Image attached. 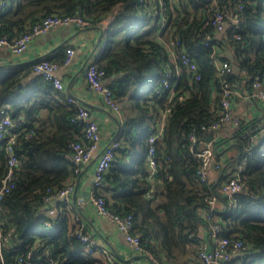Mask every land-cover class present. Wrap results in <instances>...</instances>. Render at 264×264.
Wrapping results in <instances>:
<instances>
[{"label":"trees","instance_id":"16d2710c","mask_svg":"<svg viewBox=\"0 0 264 264\" xmlns=\"http://www.w3.org/2000/svg\"><path fill=\"white\" fill-rule=\"evenodd\" d=\"M158 9L152 0H12L0 12V37L13 41L50 14H80L98 27L113 16L108 45L96 60L125 113L122 147L103 184L109 208L133 217V234L140 236L142 252L161 264H202L197 234L201 226L210 225L207 199L217 195L224 203L215 211L224 225L221 234H241L250 244L248 252L234 257L231 264H264V138L255 144L251 134L261 119H241L231 135L214 137L219 167H212L215 174L204 182L189 138L192 130L206 136L201 126L217 116L223 78L250 94L255 75L264 80V0H173L163 31ZM216 10L227 16L221 32L206 24ZM236 13L238 23L232 20ZM209 33L214 37L207 45ZM172 40L179 41L176 47L186 48L197 62L200 79L189 74L179 58L177 76L166 48ZM59 50L54 57L20 66L33 70L42 59L63 64L67 54L62 47ZM217 60L232 66L223 78L217 74ZM167 66L173 71L175 89L186 95L182 101L174 97L169 103L167 92H158ZM21 74L17 68L0 70V106L9 105L11 117L23 118L26 127L16 143L20 164L15 187L4 197L1 211L2 219L15 227L11 241L3 246L5 264H19L18 257L29 248L34 249L35 264H98L84 252L82 228L71 229L66 214L51 219L54 228H50L44 224L49 218L41 212L45 197L58 194L74 177L72 142L83 138L85 122L75 117L79 108L68 100L67 91L42 76L29 89L31 95L25 96ZM170 105L164 134L155 142L157 169L151 176L148 136ZM29 131L32 135L27 137ZM7 162L8 154L0 147V180ZM240 166L245 188L231 203L221 189Z\"/></svg>","mask_w":264,"mask_h":264},{"label":"built area","instance_id":"2783aa9c","mask_svg":"<svg viewBox=\"0 0 264 264\" xmlns=\"http://www.w3.org/2000/svg\"><path fill=\"white\" fill-rule=\"evenodd\" d=\"M158 6V10L161 12L160 28L163 31L166 28V23L169 18V9L172 7L173 0H152ZM215 2V0H213ZM5 0H0V12H2L6 6ZM242 6H239V10ZM226 13L222 10H216L213 18L206 21V24L211 25L216 32H221L227 25ZM113 16H109L101 22V25L107 26L111 23ZM234 22H240L238 14L233 15ZM74 24L81 28L91 26V21L80 14H50L45 16L41 21L31 26L30 30L22 33L19 37L13 41L7 37H0V46H8L13 52L17 54L23 53L29 46V43L36 39L37 36L47 33L50 29L58 27L60 25ZM213 34L209 33L206 36V44H210V40L213 38ZM180 45V42H174L166 44L168 58L171 63L176 65V74L179 76L178 58L180 64L185 66L189 74H193L195 79H200L201 74L198 70L197 62L188 53V50L184 47H176ZM66 58L63 64H60L54 60L42 59L33 64V70L39 73L42 78L50 82L55 88L62 91H67L68 100L78 105V112L76 118L82 119L85 122L84 136L78 141L72 142L73 153L72 168L74 174L82 172L85 165L90 163L93 159H96L95 172L92 183L91 201L95 206L97 212L107 219H110L115 223L118 229L125 235V238L135 245L136 249L142 251L140 246V236L133 234L134 220L131 215H122L111 208L107 204L103 191V184L105 181V173L112 163L116 160L120 148L122 147L123 137L118 133L112 138L105 146L102 147V133L99 122L94 119L88 107L83 105L70 91H68L67 83L58 74L59 69L68 64L75 54V48L68 46L66 48ZM217 74L220 77H224L226 74L232 71V66L227 60L216 61ZM167 77L163 79L161 87L158 89L159 93H165L168 95V102L170 103L174 97L177 100L182 101L185 99V93L175 89V85L171 82L172 69L167 66ZM174 78H176L174 76ZM84 79L88 87L98 94L104 105L110 109V111L117 118L121 128L125 124V113L115 98L112 89L108 86L105 80V72L99 68L96 60L87 61L84 66ZM223 81V92L220 100V108L218 110L215 119L209 121L207 124L202 125L201 129L205 131V137H199L196 130H192L189 133L191 141V151L199 159V178L201 181H206L209 178L212 167L218 168L219 163H216L214 159V149L212 141L216 137L217 132L224 123H233L239 125L241 116L235 113L234 103L235 96L239 93L238 90L231 85L226 79ZM192 83V80H190ZM253 93L252 96L260 101H264V80L259 75H255L253 80ZM166 95V96H167ZM172 110V105L164 109L159 116L156 124L155 131L148 136L149 149L146 154V161L150 168L151 176L157 169V157L155 142L164 134V128L168 119V116ZM26 129L25 121L23 118L14 120L11 117V108L9 105L0 106V147L5 148L8 154L7 171L0 180V262L5 264L3 246L9 243L12 239V234L15 231V227L9 223H6L1 217L2 205L4 197L12 191L15 187V181L17 179V168L20 164V158L16 152V143L19 135ZM212 134L211 140H208V135ZM253 142L259 143L264 138V121L251 130ZM32 132L26 133L27 137H30ZM242 166L234 172L228 181L222 185V192L227 194L230 198V202H236L235 194L245 188V180L241 174ZM74 178V177H73ZM71 178L68 184L62 188L58 194H49L45 197L46 203H53L57 197L68 198V195L75 187V181ZM209 208L207 209V217L211 220L209 226H207L210 237H202L199 232V248L198 258L202 261V264H231L234 257L242 255L249 250V243L242 237L241 234L235 233L233 236H225L221 234L224 227L221 222V217L215 213L219 201L217 195H212L208 199ZM83 203V199L79 200ZM218 207V211H219ZM221 209V208H220ZM57 210L50 208L44 224L50 228H54L53 220L57 218ZM53 219V220H51ZM81 241L83 243V249L86 254L92 255L95 249V242L88 234L83 233L81 235ZM106 253L109 252L108 248H102ZM34 249L29 248L25 253H22L17 261L19 264H35ZM53 264L56 261H52ZM108 264H123L120 261L110 259Z\"/></svg>","mask_w":264,"mask_h":264},{"label":"crops","instance_id":"0c3cea01","mask_svg":"<svg viewBox=\"0 0 264 264\" xmlns=\"http://www.w3.org/2000/svg\"><path fill=\"white\" fill-rule=\"evenodd\" d=\"M6 4L8 7L11 6L12 0H6ZM109 25L110 23L107 26H90L86 28L74 24L60 25L37 36L21 54L13 52L6 45L0 46V70L8 71L13 68L22 70L21 82L23 86H26L25 96L27 97L31 95L29 89L41 75L34 70H29V68L27 70L22 69L20 64L26 65L40 57H54L61 47L63 51L64 49L66 51L68 46L74 47L75 54L73 58L68 64L59 69L58 74L67 83L68 91L88 107L92 117L99 122L102 133V147L118 133L123 137L125 124L121 128L117 118L104 105L101 97L88 87L84 79V66L87 61L97 60L107 47V29ZM237 90L239 93L235 96V113L243 119L259 118L263 122L264 101L252 96L246 88H237ZM235 126L233 123L222 124L216 137L231 135ZM95 165L96 159H93L85 165L81 173L74 174L75 187L68 198H56L57 201L51 206L46 203L41 210L42 214L47 215L49 209L54 208L58 213L57 218L64 214L67 215L71 229L72 227L82 228L83 232L88 234L95 242L94 253L90 256L95 258L98 264H108L110 259L120 261L123 264H161L150 254L136 249L135 245L125 238V235L113 221L97 212L91 201ZM210 174L214 175L215 169H211ZM80 199H83L84 202L81 203ZM218 207H224L222 200L219 201ZM198 232L202 237H210L206 225L201 226ZM104 247L108 248V253L102 250ZM165 259H162L163 263L166 262Z\"/></svg>","mask_w":264,"mask_h":264},{"label":"water","instance_id":"95a60500","mask_svg":"<svg viewBox=\"0 0 264 264\" xmlns=\"http://www.w3.org/2000/svg\"><path fill=\"white\" fill-rule=\"evenodd\" d=\"M20 86H23V83H22V82L20 83ZM212 137H213V135L210 134V135H208L207 139H208V140H211ZM57 199H65V197H63V196H62V197H57ZM56 201H57V200L55 199V200L53 201V203L56 202ZM53 203H50L49 206H51Z\"/></svg>","mask_w":264,"mask_h":264}]
</instances>
